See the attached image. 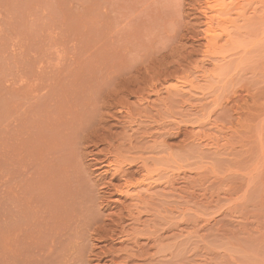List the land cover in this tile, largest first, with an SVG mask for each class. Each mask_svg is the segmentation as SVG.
I'll return each instance as SVG.
<instances>
[{
  "label": "rangeland",
  "instance_id": "374dc122",
  "mask_svg": "<svg viewBox=\"0 0 264 264\" xmlns=\"http://www.w3.org/2000/svg\"><path fill=\"white\" fill-rule=\"evenodd\" d=\"M225 1L0 0V264H264V0Z\"/></svg>",
  "mask_w": 264,
  "mask_h": 264
},
{
  "label": "bare ground",
  "instance_id": "6f19581e",
  "mask_svg": "<svg viewBox=\"0 0 264 264\" xmlns=\"http://www.w3.org/2000/svg\"><path fill=\"white\" fill-rule=\"evenodd\" d=\"M211 2H210V4L208 5V7H209V9H213L215 6H216V3L217 2H220V1H223V4H224V6H228V5H226V1L225 0H210ZM252 3V2H251ZM254 3V2H253ZM229 4V3H228ZM231 4V3H230ZM229 4V5H230ZM234 4V3H233ZM256 6V5H255ZM256 8V7H255ZM244 9H245V6H244ZM253 9H254V7H253ZM258 9V8H257ZM229 10V9H228ZM256 10V9H255ZM221 11H222V9H221ZM225 11H227V10H225ZM224 12V11H223ZM224 13H226V12H224ZM224 13H222V14H224ZM254 13H256L255 11H254ZM239 14V13H238ZM258 14V13H257ZM256 14V15H257ZM245 15V14H244ZM255 15V16H256ZM252 17V16H251ZM259 17V16H258ZM211 18V17H210ZM229 18V17H228ZM250 18V17H249ZM255 18V17H254ZM251 19V18H250ZM229 20V19H228ZM231 20V19H230ZM229 20V21H230ZM225 21V20H224ZM232 21V20H231ZM228 22V21H227Z\"/></svg>",
  "mask_w": 264,
  "mask_h": 264
}]
</instances>
